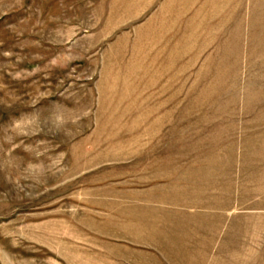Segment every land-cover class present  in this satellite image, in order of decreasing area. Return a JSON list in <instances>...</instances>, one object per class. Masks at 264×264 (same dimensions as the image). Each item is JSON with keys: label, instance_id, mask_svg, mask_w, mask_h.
Masks as SVG:
<instances>
[{"label": "rangeland", "instance_id": "374dc122", "mask_svg": "<svg viewBox=\"0 0 264 264\" xmlns=\"http://www.w3.org/2000/svg\"><path fill=\"white\" fill-rule=\"evenodd\" d=\"M0 264H264V0H0Z\"/></svg>", "mask_w": 264, "mask_h": 264}]
</instances>
